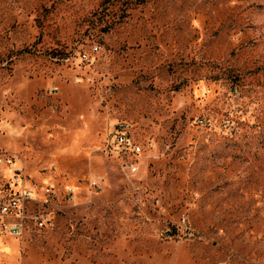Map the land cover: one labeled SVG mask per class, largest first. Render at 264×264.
I'll use <instances>...</instances> for the list:
<instances>
[{"label":"rangeland","instance_id":"rangeland-1","mask_svg":"<svg viewBox=\"0 0 264 264\" xmlns=\"http://www.w3.org/2000/svg\"><path fill=\"white\" fill-rule=\"evenodd\" d=\"M0 157V264H264V0H0Z\"/></svg>","mask_w":264,"mask_h":264},{"label":"built area","instance_id":"built-area-1","mask_svg":"<svg viewBox=\"0 0 264 264\" xmlns=\"http://www.w3.org/2000/svg\"><path fill=\"white\" fill-rule=\"evenodd\" d=\"M93 49L98 50V46L95 45ZM84 58L93 61L95 59V56L90 53L84 52ZM108 148L111 153L113 152L115 155H118L123 159V165L131 172L135 173L137 171V163L139 156H141L140 154L142 152V146L133 135L127 132L124 126H118L115 128L111 139L109 140ZM28 196L29 194L27 193V191H24V193L19 196L11 197V199L3 203V212H16L20 209V202L28 198ZM8 228L12 233L19 232L16 225H9ZM185 230L187 236L188 234H193V230L191 229V227L186 226Z\"/></svg>","mask_w":264,"mask_h":264}]
</instances>
